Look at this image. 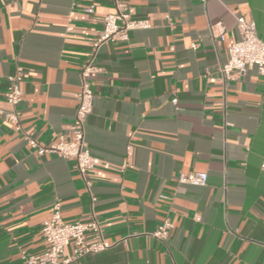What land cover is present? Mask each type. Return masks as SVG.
Listing matches in <instances>:
<instances>
[{
    "label": "crops",
    "instance_id": "obj_1",
    "mask_svg": "<svg viewBox=\"0 0 264 264\" xmlns=\"http://www.w3.org/2000/svg\"><path fill=\"white\" fill-rule=\"evenodd\" d=\"M118 2L151 25L95 52ZM235 15L253 18L264 40V0H0V107L19 64L23 131L43 144L69 137L92 60L85 143L98 159L82 177L0 117V264L45 250L40 230L57 200L65 221L94 217L110 243L71 264H264V76L208 79L238 37ZM193 171L204 185L179 181Z\"/></svg>",
    "mask_w": 264,
    "mask_h": 264
},
{
    "label": "built area",
    "instance_id": "obj_2",
    "mask_svg": "<svg viewBox=\"0 0 264 264\" xmlns=\"http://www.w3.org/2000/svg\"><path fill=\"white\" fill-rule=\"evenodd\" d=\"M86 11H92V7L86 8ZM235 21L238 37L228 45L225 61L220 63L214 72L209 73L210 82L224 84L252 68L264 76V40L256 33L255 21L244 15H235ZM150 25L149 19L134 17L125 4L118 2L115 11L103 17L102 30L93 44L94 51L108 41L128 40L130 31L148 28ZM222 32V30L218 32L220 39H223ZM94 71L95 66L90 60L79 72L77 105L69 137L60 136L53 143L43 144L23 131L18 107L23 95L21 84L24 71L19 64L15 66L13 73L7 76L4 100L8 108L0 107V117L10 122L14 131L20 132L22 140L37 154H59L72 160L82 177L98 163V159L89 152L85 143V127L93 107L94 91L90 77ZM172 102L176 104V97ZM260 168L264 171V158ZM178 179L185 183L204 185L207 175L204 171H193L180 173ZM171 226L169 219H164L151 235L165 239ZM40 232L45 250L39 255L21 250L20 258L23 264H71L86 254L96 253L110 246L103 238L100 223L96 218L91 217L86 221H65L61 216L58 200L54 203L51 216L43 221Z\"/></svg>",
    "mask_w": 264,
    "mask_h": 264
}]
</instances>
